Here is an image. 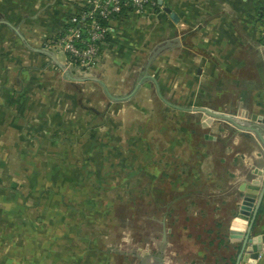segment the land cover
Returning <instances> with one entry per match:
<instances>
[{
  "label": "crops",
  "instance_id": "1",
  "mask_svg": "<svg viewBox=\"0 0 264 264\" xmlns=\"http://www.w3.org/2000/svg\"><path fill=\"white\" fill-rule=\"evenodd\" d=\"M160 1L159 9L112 20L99 64L84 71L49 42L62 34L67 20L86 0H0V132L5 137L14 131L20 139L17 153H23L22 138L86 135L81 118L85 123L88 105L96 109L91 117L97 121L95 132H104L107 122H118L121 132L111 131L118 138L161 137L164 128L159 125L158 133L150 132V123L175 117L168 110L186 111L168 107L156 84L174 106L230 113L242 125L256 126L264 137V124L252 120L253 116L264 118V0ZM166 8L176 14V22ZM88 90L95 93L89 101L85 97ZM116 104L113 115L102 111ZM151 106L159 107L161 113L153 117ZM204 120L203 116L201 125ZM66 122L77 125L66 131ZM225 124L215 120L207 127L209 158L219 140L215 133L223 132ZM232 130L231 145L225 146L219 159L191 167L192 183L179 177L174 181L175 203L186 198L196 210L193 201L205 202L212 210L219 209L217 213H229L226 224L218 216L215 228L204 231L205 242L192 236L195 229L179 226L181 221L167 233L179 234L183 243L165 236L159 242H151L149 236L147 241L149 229L120 226L116 213H104L103 221L98 218L100 213H66V239L55 242L49 227H42L49 242H40L38 225L32 226L40 213H29L22 193L8 192V185L0 179V264H235L241 244L231 241V226L242 202L241 188L261 179L257 171L264 172V145L254 133ZM140 147L143 161L153 151L180 156L184 150L181 145ZM81 148L67 149V153H85L86 147ZM98 150L102 155L103 148L98 146ZM133 160V166L141 164L138 158ZM178 161L166 167L178 171ZM181 169L180 173H187ZM202 173L208 182L204 191L199 189ZM163 216L167 219L170 213ZM252 233L255 245L261 247L264 198ZM257 264H264V252Z\"/></svg>",
  "mask_w": 264,
  "mask_h": 264
},
{
  "label": "rangeland",
  "instance_id": "2",
  "mask_svg": "<svg viewBox=\"0 0 264 264\" xmlns=\"http://www.w3.org/2000/svg\"><path fill=\"white\" fill-rule=\"evenodd\" d=\"M80 91L79 96H82L83 92ZM94 94V91L88 90L85 97L89 101L94 99L92 98ZM117 106L116 104L113 108L105 107L102 111L113 115L114 110L117 112ZM95 110L94 106H87L85 123L80 114L81 130L83 131L85 124L86 135L66 137V139L22 138V154L16 152V144L20 139L15 136L14 131L7 132L5 137L0 132V179L8 185V192L16 195L22 193L25 199L24 207L29 213H40L38 223H32V226L38 225L40 242H49L42 227H49L52 233L49 236L55 242L66 239V213H100L98 215L100 221L104 220V213H116L115 220L119 221L120 226L129 224V227H134L138 231L141 227L149 229L150 235H147L148 238L145 240L148 241L150 236L151 242L152 240L159 242L165 236L170 241L183 243L182 236L177 238L179 234L174 237L167 233V230L175 227L179 221H181L179 226L186 225L195 229L192 236L205 242L207 233L204 231L215 228L214 223L218 216L223 220V224L228 222L229 213H217L219 209L212 210V207L206 206L205 202L193 201L197 204L198 211L186 198L178 199L175 203L173 200L176 193L173 189L176 177L183 178L187 184L192 183L193 177L190 176L192 166L195 167L198 163L207 166L212 158L219 159L225 153V146L231 145L232 129L237 132L236 127L228 123L225 124L223 132L215 133L219 140L214 143L212 151L214 154L209 158L208 147L211 146L206 145L205 139L209 129L202 128L203 114L168 110L175 117L169 116L168 119L153 120L150 123L152 129L150 132L158 133L159 125L164 128L165 133H161L163 134L161 137L141 136L130 139L127 135L118 138L116 134L111 133L113 130L121 132L122 128L118 122L113 124L107 122L104 125L106 126L104 132L101 134L99 131L95 132L98 127L94 124L97 121L91 118ZM150 110L153 117L158 114L157 111L160 112L157 106H151ZM76 125V122H66V131ZM142 144L157 145V147L181 145L184 150L180 156L171 152L160 154L158 150L153 151L150 159L146 154L148 159L145 156L143 161L145 154L140 150ZM76 146L86 147L85 153H77V151L67 153V149L71 148L74 151ZM98 146L103 148L102 155ZM134 147L138 150H132ZM133 158H138L141 164L137 167L130 164L134 162ZM178 158L180 162L178 171L166 167ZM143 165H147L150 171H144ZM179 167L187 173H180ZM205 174L202 173L198 177L199 189L202 191L208 183ZM184 191L187 192L186 189ZM42 213H53V215L43 217ZM164 213H170V216L166 219ZM188 254L186 259L189 260Z\"/></svg>",
  "mask_w": 264,
  "mask_h": 264
},
{
  "label": "built area",
  "instance_id": "3",
  "mask_svg": "<svg viewBox=\"0 0 264 264\" xmlns=\"http://www.w3.org/2000/svg\"><path fill=\"white\" fill-rule=\"evenodd\" d=\"M159 1L86 0L49 46L65 53L72 65L91 71L99 64L102 47L110 33L109 23L128 13L144 14L148 9H159Z\"/></svg>",
  "mask_w": 264,
  "mask_h": 264
},
{
  "label": "water",
  "instance_id": "4",
  "mask_svg": "<svg viewBox=\"0 0 264 264\" xmlns=\"http://www.w3.org/2000/svg\"><path fill=\"white\" fill-rule=\"evenodd\" d=\"M160 6L163 5V1L159 2ZM165 11L171 16L173 21H177L176 14L170 9L166 8ZM43 52V51H41ZM49 54V53H46ZM157 92L159 97L170 107L176 108L181 111L192 112L203 114L205 120L202 122V127L207 128L215 120L225 121L232 124L237 128L238 133H254L258 135L260 140L264 145V137L261 131L254 125H242L236 118L231 115L215 112L206 107L199 108H181L170 104L162 95L160 87L156 84ZM106 92L110 97L111 94L106 89ZM114 99V98H113ZM128 99V98H126ZM115 100H125V99H115ZM255 122H260L264 124V118L259 116H253L252 118ZM257 175L261 179L254 180L249 185H244L241 190L243 191L242 202L236 219L233 221L231 226V241L233 243L241 244L240 250L237 255L235 264H257L258 260L262 257V252H264V242L259 248L255 245L253 238V228L257 218L258 211L262 204L264 198V172L257 171Z\"/></svg>",
  "mask_w": 264,
  "mask_h": 264
}]
</instances>
